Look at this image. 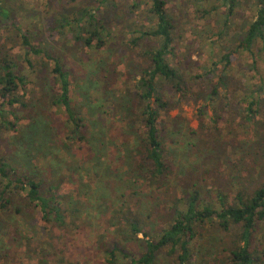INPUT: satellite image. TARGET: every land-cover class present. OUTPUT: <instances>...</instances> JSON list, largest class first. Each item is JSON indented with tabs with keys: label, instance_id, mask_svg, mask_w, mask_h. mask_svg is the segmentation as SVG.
<instances>
[{
	"label": "rangeland",
	"instance_id": "rangeland-1",
	"mask_svg": "<svg viewBox=\"0 0 264 264\" xmlns=\"http://www.w3.org/2000/svg\"><path fill=\"white\" fill-rule=\"evenodd\" d=\"M100 1L5 0L3 5L36 48L49 50L71 68L74 103L87 115L97 136L95 140L102 145L87 146L73 141L67 142V150L61 149L66 136L62 127L64 116L45 101L47 87L35 82L41 61L37 64L30 54L35 67H26L33 80L28 85V108L16 113L20 119L17 133L0 132V158H13L15 165L28 168L31 173V165L45 172L51 182L59 184L62 208L68 206L80 213L74 214L75 226L51 231L39 211L21 198L6 210L0 206V247L6 249L0 253V264H107L99 244L109 237L118 238L122 244L131 239L125 220L128 208L145 218V225L155 235L170 220L169 209L174 199L182 198L189 186L200 190L205 200L217 203L218 193L231 200L240 188L252 190L263 178L264 102L254 107L252 120H248L245 109L252 97L259 98L253 90L264 87V48H257L261 57L257 64L245 53L234 56L225 68L220 59L232 43L230 39L222 45L216 43L226 12L224 2L202 0L196 5L195 0H164L175 24L169 61L180 68L187 90L184 96L176 95L171 112L164 113L166 148L172 166L167 187L156 190L147 186L144 171L138 170L134 162L137 151L130 146L133 141L121 139L126 124L134 122L131 101L136 80L140 71L150 66L146 45H130L133 38L150 27L144 0H117L115 8L100 7ZM133 6L135 10L131 9ZM83 8L98 12L109 27L113 38L104 49H85L72 42L69 34L50 38L47 28L56 19L61 15L73 16ZM205 10L210 13L205 14ZM252 18L250 6L244 3L233 17L230 31L238 32ZM6 26L0 19V52L13 50L24 56L26 52L16 42L12 27ZM41 57L49 69L47 57ZM218 71H223L228 79L227 86L219 87L214 101L204 102L200 94L211 90L219 78ZM212 77L215 78L211 80ZM203 106L207 112L202 118L199 110ZM37 115H46L43 121L47 118L49 122L52 142L44 145L40 140L35 149H27L19 132ZM234 232L206 227L194 242L192 264H220L216 258L225 254ZM255 237V243L263 247L264 222L258 224ZM138 239L142 240L143 235ZM141 244L139 240L131 243L130 254H138ZM170 263L171 259L161 256L156 264ZM118 264L129 263L125 260Z\"/></svg>",
	"mask_w": 264,
	"mask_h": 264
},
{
	"label": "trees",
	"instance_id": "trees-1",
	"mask_svg": "<svg viewBox=\"0 0 264 264\" xmlns=\"http://www.w3.org/2000/svg\"><path fill=\"white\" fill-rule=\"evenodd\" d=\"M117 0H101V6L115 8ZM200 5L202 0H195ZM226 5L224 21L217 34L216 43L230 39L232 46H226L227 52L221 57L220 63L227 68L234 56L248 53L254 65L261 59L257 48H264V0H222ZM145 16L150 27L141 32L140 37H134L130 42L133 47L146 45L150 66L142 69L139 79L136 80L135 90L132 92L131 113L134 122L126 124L121 139L129 143L137 152L134 162L138 170L144 171L145 182L151 189L166 188L171 177V162L166 148L165 130L163 128L164 113L171 112L176 95H185L187 81L179 67L172 65L169 55L173 52L175 24L169 14L164 0H144ZM246 3L253 13L251 20H246L238 32L230 31V23L236 15L237 9ZM5 0H0V19L12 27V34L26 54H17L13 50L0 52V132H18L20 119L17 112L28 108L26 102L28 85L32 79L28 77V68L33 69L34 63L29 55L35 56V61L40 63L39 73L35 82L41 87H47L45 92L49 107L58 109L64 116L62 127L65 129V138L62 148L67 150V142L84 143L87 146L102 143L95 140L93 126L81 108L75 105L72 93V72L61 58L50 54L47 50L36 48L27 32H24L18 22L11 18L9 11L3 6ZM136 6L131 7L135 10ZM205 14L210 11L205 10ZM50 38L71 35L75 44L85 49H104L109 40L113 38L109 27L105 25L103 16L90 9H80L73 16L61 15L55 20L53 26L47 28ZM47 57L50 67L44 63ZM258 58V59H257ZM43 62V63H42ZM217 82L206 93L200 96L204 102L213 100L218 96L219 87L227 86V78L223 71H218ZM211 75V74H210ZM39 77V78H38ZM41 78V79H40ZM212 77L211 80H213ZM264 76L262 77V79ZM38 79L43 80L40 82ZM264 80V79H263ZM44 90V89H43ZM259 98L249 101L245 112L248 120L254 118V107L261 106L264 102V87L262 85L253 90ZM19 106V108H18ZM119 107V106H118ZM10 109V110H9ZM203 118L207 107L200 110ZM46 117V115H45ZM45 117H43L45 119ZM42 116L37 115L33 121L22 128V135L27 144V149L37 145L42 140L44 145L52 142V129ZM92 128V129H91ZM103 135V129L99 130ZM18 137V136H17ZM58 143V142H56ZM55 143V144H56ZM61 144V140L59 142ZM136 144V146H135ZM13 159V158H11ZM0 158V206L6 210L18 198L26 202L29 207L39 211L41 219L49 224L51 231L66 230L69 225L75 226L77 219L68 206L62 208L63 195L58 191L59 184L51 182L45 172L37 170L34 165L32 173L27 168L22 169L13 161ZM15 160V159H13ZM121 162V161H120ZM170 172V173H169ZM189 186L182 193V198L174 199L173 206L169 209L171 215L166 226L159 233L153 235L152 230L145 225V218L133 213L128 208L126 224L131 233V239L123 241L118 238L104 239L99 246L106 257L107 264H118L128 261L129 264H156L161 256L171 259L170 264H192L194 259V242L199 239L206 227L218 228L230 233L235 230L230 246L225 254L218 256L216 262L220 264H264V246L256 244L255 233L260 222H264V175L252 190L240 188L230 200L228 196L218 193L217 203L205 200V196L198 189ZM152 191V190H151ZM154 191V190H153ZM70 220V223L68 221ZM1 230V228H0ZM143 239H138L139 235ZM106 237V236H105ZM107 238V237H106ZM125 239V238H124ZM108 240V241H107ZM142 241V250L138 254H130L131 243ZM130 246V248H128ZM6 251L0 247V253Z\"/></svg>",
	"mask_w": 264,
	"mask_h": 264
}]
</instances>
